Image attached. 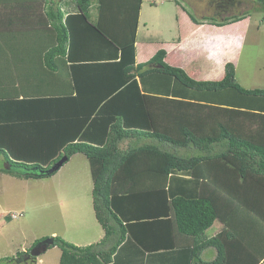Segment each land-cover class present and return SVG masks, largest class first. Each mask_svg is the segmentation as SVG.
I'll return each mask as SVG.
<instances>
[{"label":"trees","instance_id":"trees-1","mask_svg":"<svg viewBox=\"0 0 264 264\" xmlns=\"http://www.w3.org/2000/svg\"><path fill=\"white\" fill-rule=\"evenodd\" d=\"M143 1L0 0V43L42 44L30 64H0V171L41 178L64 155L88 160L104 236L85 246L54 236L59 264H118L121 252L131 264H264V88L243 87L231 62L219 80L193 79L164 60V48L137 63ZM180 6L197 25L245 17L198 19ZM170 82L212 94L216 106L200 104L199 122L166 108L173 121L158 122L164 100L155 91ZM215 221L221 228L208 236ZM209 247L216 255L205 261ZM25 252L0 264L34 263H16Z\"/></svg>","mask_w":264,"mask_h":264},{"label":"rangeland","instance_id":"rangeland-1","mask_svg":"<svg viewBox=\"0 0 264 264\" xmlns=\"http://www.w3.org/2000/svg\"><path fill=\"white\" fill-rule=\"evenodd\" d=\"M168 1H143L137 34L139 61L152 57L158 49L163 48L162 42L165 38L171 39L174 36L173 18L168 16L166 25L163 16L168 7L174 11L176 9L177 12L182 11L183 20L186 18V11L180 5L193 14H215L218 19L240 14L245 16L244 18L249 16L247 20L250 27L245 35L243 47L237 53L236 80L245 88H264V19L262 17L264 5L262 3L257 0H236L230 5L231 7H227V11L217 14L215 0ZM93 12L95 13L94 8ZM144 21L147 22L149 30L144 29ZM142 44L149 46L145 57L140 54ZM185 66L189 71L194 63L190 64L188 61ZM126 143L121 144L125 146ZM5 166V160L0 157V169ZM62 166L54 174L41 178L26 179L0 171V259L15 256L17 251L22 250L26 251L25 256L35 239L41 236L42 239L50 237L51 232H55L54 236H59L68 242L78 243V246L98 241L100 225L92 208V180L88 160L78 153ZM11 213H21V215L11 218ZM219 224L215 221L207 232H212ZM59 249L54 245L41 254L39 258H42V264L47 260H55Z\"/></svg>","mask_w":264,"mask_h":264},{"label":"crops","instance_id":"crops-1","mask_svg":"<svg viewBox=\"0 0 264 264\" xmlns=\"http://www.w3.org/2000/svg\"><path fill=\"white\" fill-rule=\"evenodd\" d=\"M170 1L172 0H169L168 2ZM225 10L227 11V9L225 8H222V9L216 8L215 11L217 14H222ZM142 11H143V7L141 6V9L139 12L137 34L140 28V19L142 16ZM182 13H183L182 11L177 12L176 9L174 11L172 8L168 7L166 13L163 14L166 25L168 23V20H167L168 16L173 18V21H174L173 22L174 36L171 39H169V37L165 38L162 42V47L166 50V55L164 57V60L172 66H178V67L183 68L188 74V76L190 75V77H192L193 79H196V80H219L221 79L224 76V67L227 62L233 63L234 67L237 65V61H238L237 53L241 51L244 41H245V35L247 34V30L250 27V24H248V20H247L249 16L247 18H243L234 23L225 24L223 26H216L214 24L207 23L206 21L202 24L197 25L192 22V20L188 17L187 13L185 12L184 13L186 14V18L183 20ZM193 15L198 19H201L203 16H211L217 19L218 21H222L225 17H228V16H225L223 17V19H218L215 17V14L208 15L206 13H203L200 15L197 13H194ZM143 27L144 29L149 30L147 28L146 21L143 22ZM26 38L27 37L23 39L19 38L16 40L7 41L5 42V44H4V41L0 43V64L2 65L5 71H7V68L11 64H13L16 60L23 59L21 64H23L24 62L30 64L27 61H30V59L33 60V59L39 58V46L42 45L39 43L40 42L39 39L36 40L32 38L28 40V38L27 39ZM138 45H139V42L136 39V43H135L136 62L139 63V62L147 61L149 58L143 61L138 60V57H137ZM8 46L12 48L10 49L12 51H8L5 49ZM148 48H149L148 45L142 44L140 48V52H141L140 54L145 57V55L147 54ZM7 52H13V54L7 55L6 54ZM188 61L190 64L194 63V66L191 67L189 71H187L186 66H185V63ZM235 76H236V72H235ZM146 82L148 84L147 85V88H148L149 83L148 81ZM61 84H62V91H66L67 89H66L65 80H63ZM167 84H165V87L163 89L155 91L157 92L156 94H159V95H154V96H160L164 100L162 103H160V106H159L158 115L160 118L158 117V120H157L158 122H167V118L173 121L172 115H169L166 112V108L167 109L173 108V110L176 112V115L178 114V117L180 118H181L180 113L182 111L183 112L187 111L188 114L193 115L191 116V122H199L198 117L202 114V112H203V116H205L204 111L201 109L200 104L216 106L215 105L216 103H213V100H209L211 97V96L209 97V95H212V94H208L207 92H197L191 89L187 90V89H184L183 87L182 88L179 87L178 89L177 83H174V82H170L168 84L169 87L166 86ZM6 90L10 94L14 93V90L9 87H7ZM150 91H154V90H152L151 88H148L145 92L150 93ZM167 94H170V95H167ZM166 100H169V101H166ZM179 101H182V102H179ZM189 102L192 103V105H188L187 103ZM184 103L187 107H185ZM209 120L210 119L206 117L204 122H209ZM186 121L188 120L186 119ZM212 130L213 129H209V131H212ZM123 142H127V143L125 144V146L121 144V147L126 148L129 144V141L125 140ZM220 228H221V225L219 224L212 232L211 231L206 232V234L208 236L214 235L220 230ZM55 234H56L55 232L50 233L51 236H54ZM103 236H104V231L102 227L100 226V228H98V236H97L98 241ZM41 237H38V238H41ZM77 244L75 243V245ZM60 253L61 251L59 249V253L56 256V259L55 260L51 259L49 261L47 260L45 264H59ZM119 254L120 252L117 255ZM121 254L122 256L117 260V263L118 264H131L129 258L127 257V254L125 252H121ZM215 255H216V250L213 247H209V248H206L204 251H202L201 257L203 260L209 261L213 259ZM39 256L36 257L35 262L32 264H42L43 263L41 261L42 258H39Z\"/></svg>","mask_w":264,"mask_h":264},{"label":"water","instance_id":"water-1","mask_svg":"<svg viewBox=\"0 0 264 264\" xmlns=\"http://www.w3.org/2000/svg\"><path fill=\"white\" fill-rule=\"evenodd\" d=\"M68 157L66 155L62 156L59 160L54 162L48 169L39 171L40 174L49 175L56 172L66 161ZM54 243V238L52 236L43 238L38 243H36L29 252L24 256H20L16 259V263L25 262L30 259V257H38L41 253L45 252L50 245Z\"/></svg>","mask_w":264,"mask_h":264},{"label":"built area","instance_id":"built-area-1","mask_svg":"<svg viewBox=\"0 0 264 264\" xmlns=\"http://www.w3.org/2000/svg\"><path fill=\"white\" fill-rule=\"evenodd\" d=\"M11 216H12L13 218H17V214H16V213H13Z\"/></svg>","mask_w":264,"mask_h":264},{"label":"flooded vegetation","instance_id":"flooded-vegetation-1","mask_svg":"<svg viewBox=\"0 0 264 264\" xmlns=\"http://www.w3.org/2000/svg\"><path fill=\"white\" fill-rule=\"evenodd\" d=\"M18 258H19V257H18ZM31 260H33L32 257H30L29 262H30Z\"/></svg>","mask_w":264,"mask_h":264}]
</instances>
